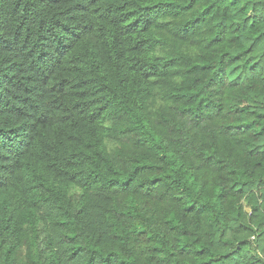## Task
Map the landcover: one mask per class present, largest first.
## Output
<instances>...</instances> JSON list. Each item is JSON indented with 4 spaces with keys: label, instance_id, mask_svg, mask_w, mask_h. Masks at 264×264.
<instances>
[{
    "label": "trees",
    "instance_id": "obj_1",
    "mask_svg": "<svg viewBox=\"0 0 264 264\" xmlns=\"http://www.w3.org/2000/svg\"><path fill=\"white\" fill-rule=\"evenodd\" d=\"M0 264H264V0H0Z\"/></svg>",
    "mask_w": 264,
    "mask_h": 264
},
{
    "label": "rangeland",
    "instance_id": "obj_2",
    "mask_svg": "<svg viewBox=\"0 0 264 264\" xmlns=\"http://www.w3.org/2000/svg\"><path fill=\"white\" fill-rule=\"evenodd\" d=\"M245 209H246V211H250V208H249V206H245Z\"/></svg>",
    "mask_w": 264,
    "mask_h": 264
}]
</instances>
